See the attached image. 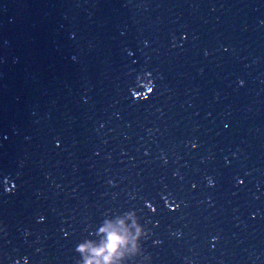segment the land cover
I'll use <instances>...</instances> for the list:
<instances>
[{"label": "water", "instance_id": "water-1", "mask_svg": "<svg viewBox=\"0 0 264 264\" xmlns=\"http://www.w3.org/2000/svg\"><path fill=\"white\" fill-rule=\"evenodd\" d=\"M17 261L264 264V0H0Z\"/></svg>", "mask_w": 264, "mask_h": 264}, {"label": "clouds", "instance_id": "clouds-1", "mask_svg": "<svg viewBox=\"0 0 264 264\" xmlns=\"http://www.w3.org/2000/svg\"><path fill=\"white\" fill-rule=\"evenodd\" d=\"M148 91L150 92L151 89L149 88ZM122 241V237L117 234L116 232H109L108 233V238H107V243L104 246V248H106L109 252L115 251V249L117 248L118 244ZM82 245H77L75 247V250H80V248H82ZM104 248H101L99 250H97V254H99L100 252L104 251ZM104 259L107 261L109 259L108 256H104ZM14 264H19V262H14Z\"/></svg>", "mask_w": 264, "mask_h": 264}]
</instances>
